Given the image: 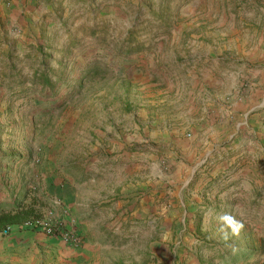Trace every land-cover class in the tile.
<instances>
[{
  "label": "rangeland",
  "instance_id": "374dc122",
  "mask_svg": "<svg viewBox=\"0 0 264 264\" xmlns=\"http://www.w3.org/2000/svg\"><path fill=\"white\" fill-rule=\"evenodd\" d=\"M56 3L0 42V264H264V0Z\"/></svg>",
  "mask_w": 264,
  "mask_h": 264
},
{
  "label": "crops",
  "instance_id": "0c3cea01",
  "mask_svg": "<svg viewBox=\"0 0 264 264\" xmlns=\"http://www.w3.org/2000/svg\"><path fill=\"white\" fill-rule=\"evenodd\" d=\"M58 1L60 0H0V42L3 43L5 37H12L13 30L22 32L20 38L24 40V33L35 30V26L43 21L45 13L56 7ZM1 46L3 47V44ZM199 101L202 100L196 99L194 102ZM191 110L189 108L175 118L181 119V123L178 128H174L173 133L190 120V115L194 113Z\"/></svg>",
  "mask_w": 264,
  "mask_h": 264
},
{
  "label": "trees",
  "instance_id": "16d2710c",
  "mask_svg": "<svg viewBox=\"0 0 264 264\" xmlns=\"http://www.w3.org/2000/svg\"><path fill=\"white\" fill-rule=\"evenodd\" d=\"M26 196L24 193V199L10 208H0V234L10 232L15 226L30 225L41 218L40 209L35 205L36 201L24 203Z\"/></svg>",
  "mask_w": 264,
  "mask_h": 264
},
{
  "label": "clouds",
  "instance_id": "9594fccd",
  "mask_svg": "<svg viewBox=\"0 0 264 264\" xmlns=\"http://www.w3.org/2000/svg\"><path fill=\"white\" fill-rule=\"evenodd\" d=\"M217 220L220 224L219 232L225 240L229 237V229L231 230V235L239 236L241 230L244 228V224L230 213L218 215Z\"/></svg>",
  "mask_w": 264,
  "mask_h": 264
},
{
  "label": "built area",
  "instance_id": "2783aa9c",
  "mask_svg": "<svg viewBox=\"0 0 264 264\" xmlns=\"http://www.w3.org/2000/svg\"><path fill=\"white\" fill-rule=\"evenodd\" d=\"M36 225L37 224H35L34 226H36ZM45 231H46L47 235L54 234L52 229H46ZM65 238H66L67 241L74 242V238H72V237L67 236Z\"/></svg>",
  "mask_w": 264,
  "mask_h": 264
}]
</instances>
